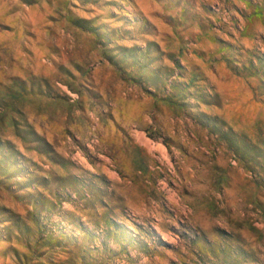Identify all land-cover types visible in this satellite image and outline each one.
<instances>
[{
	"label": "rangeland",
	"instance_id": "rangeland-1",
	"mask_svg": "<svg viewBox=\"0 0 264 264\" xmlns=\"http://www.w3.org/2000/svg\"><path fill=\"white\" fill-rule=\"evenodd\" d=\"M0 264H264V0H0Z\"/></svg>",
	"mask_w": 264,
	"mask_h": 264
},
{
	"label": "bare ground",
	"instance_id": "bare-ground-1",
	"mask_svg": "<svg viewBox=\"0 0 264 264\" xmlns=\"http://www.w3.org/2000/svg\"><path fill=\"white\" fill-rule=\"evenodd\" d=\"M147 215V214H146ZM154 223V222H153ZM156 227H157V229H158V226L156 225ZM159 231V230H158ZM160 231H161V229H160ZM162 232V231H161ZM163 237H164V233H163V235H162ZM164 239H165V237H164Z\"/></svg>",
	"mask_w": 264,
	"mask_h": 264
}]
</instances>
